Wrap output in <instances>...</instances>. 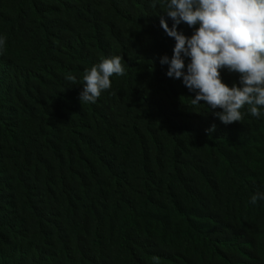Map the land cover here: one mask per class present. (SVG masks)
<instances>
[{
	"label": "trees",
	"instance_id": "trees-1",
	"mask_svg": "<svg viewBox=\"0 0 264 264\" xmlns=\"http://www.w3.org/2000/svg\"><path fill=\"white\" fill-rule=\"evenodd\" d=\"M164 4L0 0V264H264V115L225 125L166 76ZM114 55L80 104L66 77Z\"/></svg>",
	"mask_w": 264,
	"mask_h": 264
},
{
	"label": "clouds",
	"instance_id": "clouds-1",
	"mask_svg": "<svg viewBox=\"0 0 264 264\" xmlns=\"http://www.w3.org/2000/svg\"><path fill=\"white\" fill-rule=\"evenodd\" d=\"M164 8L173 23L169 27L161 16L160 27L175 44L171 57L164 55L159 62L168 66L167 77L181 79L195 93L191 103L203 101L225 125L240 122L244 108L253 117L264 115V0H165ZM181 23L194 29L190 36L178 30ZM4 44L0 38V49ZM125 63L120 55L101 58L84 70L82 82L69 74L67 80L83 86L79 103L94 104L111 88L113 75H126ZM221 70L238 74V84H226ZM215 127L206 132L210 135ZM258 201H264V192L252 195L249 203Z\"/></svg>",
	"mask_w": 264,
	"mask_h": 264
}]
</instances>
